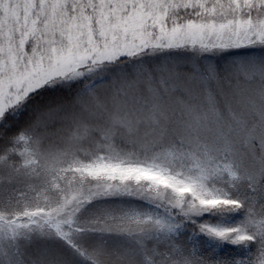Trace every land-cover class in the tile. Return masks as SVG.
<instances>
[{
    "label": "snow or ice",
    "instance_id": "6c2138e0",
    "mask_svg": "<svg viewBox=\"0 0 264 264\" xmlns=\"http://www.w3.org/2000/svg\"><path fill=\"white\" fill-rule=\"evenodd\" d=\"M30 7L0 0V30ZM178 10L176 0L54 3L47 31L28 35L30 54L22 44L27 64L13 70L5 63L0 78L59 75L33 89L23 110L5 115L0 140L30 113L40 112L37 127H46L69 109L95 111L110 100L116 122L129 135L146 123L160 150L146 143L143 158L111 150L86 170L96 183L79 195L117 202L93 223L127 241L112 250L101 236L95 255L116 264H264V130L257 135L225 117L250 89L264 110V16L184 21ZM138 94L142 106L130 111L127 100ZM62 212L0 217V264H64L73 244ZM33 238L46 243L27 252Z\"/></svg>",
    "mask_w": 264,
    "mask_h": 264
},
{
    "label": "rangeland",
    "instance_id": "374dc122",
    "mask_svg": "<svg viewBox=\"0 0 264 264\" xmlns=\"http://www.w3.org/2000/svg\"><path fill=\"white\" fill-rule=\"evenodd\" d=\"M205 1L208 0H176V4L178 8H184L185 5H203ZM227 1L226 7L209 12L196 21L215 20L219 22L241 16H251L255 19L258 15V13L242 14L240 9H236L241 0ZM27 2L31 7L23 15L18 16L17 22L9 23L0 30V70L4 69L5 63L8 68L13 70L17 66L27 64L29 55L25 54L22 44L27 41L30 54L32 42L28 40L29 33L47 31L48 22L55 16L53 4H58L59 0H27ZM171 4L172 0H169V5L171 6ZM154 11L157 16H160L159 6ZM260 15L264 16V13ZM169 20L171 23V18ZM18 57L19 59H17ZM52 75L58 76L59 72H46L35 78L27 74L9 78L6 72L5 76L0 78V116L6 110L20 103L40 84L50 82L49 77ZM51 82L55 83L56 81ZM252 87H258V85ZM127 102L129 103L128 109L136 111L134 109L136 106H133L134 100L129 98ZM114 115H116L115 112ZM251 116L252 118L254 116V119ZM225 117L243 120L248 131H255L257 135L264 130V110L261 108L259 98L251 89L245 97L234 102L233 111L225 112ZM114 121L116 122V119ZM148 131H145V134L153 133L151 127ZM140 132L141 138L136 140L134 134L131 141L143 145L135 148L138 149L136 153L132 151L127 154L135 153L138 157L143 158L142 154L140 156L138 154L142 152L146 143L150 146L152 142H156V137H143L145 135L143 128ZM80 134L84 135L82 126L79 128L78 135L67 137L69 139L64 146L52 148L50 145L42 146V137L34 134V131H28L15 137L10 148L11 153L15 156V163H7L6 157H0V217L11 216L13 220H24L26 212H37L42 215L50 208H63L61 218L65 221L71 219L70 223L64 224V230L70 233L73 244L72 248L63 252L64 264H116V261L108 254L95 255L99 249L97 241L101 236L107 240L108 246L112 250L124 246L127 241L123 236L114 232L111 234L99 232L100 225L93 223L97 217L102 216L106 209L116 207L117 202L104 200L90 202L79 195L82 191L87 192L88 189L94 187L96 180L86 170L91 167L95 159L101 157V155L88 158L80 156L86 152L85 146L82 144L85 138ZM154 182L163 183V178H154ZM179 190L186 191V189ZM126 202L128 204L125 205L132 203L131 201ZM207 203L215 202L207 201ZM36 242L38 241L36 240ZM39 243L42 244V242ZM49 243L52 244L50 241ZM22 248V251H25L24 246ZM29 252L35 253L36 249Z\"/></svg>",
    "mask_w": 264,
    "mask_h": 264
},
{
    "label": "trees",
    "instance_id": "16d2710c",
    "mask_svg": "<svg viewBox=\"0 0 264 264\" xmlns=\"http://www.w3.org/2000/svg\"><path fill=\"white\" fill-rule=\"evenodd\" d=\"M227 4V0H208L205 1L203 5H192L186 6L184 8H179L176 15L178 19L184 21L189 19L197 20L205 16L206 14H209V12H215L219 9L226 7ZM236 9H240L239 11L242 12V14L250 15L253 13H258V15H260L264 13V0H241V2L238 3ZM89 67H91V65H89ZM81 70L87 73L88 68H83ZM105 74H109L107 73V70H105ZM99 87L103 91V89L106 88L107 85H99ZM139 96L140 94L137 95V99L136 101H134L133 104V106H136L134 107V109L136 110L138 109V107L142 106L143 103L139 100ZM28 98L29 94L25 96L24 99L16 106L6 110L0 116V121H3L6 114H17L19 111L23 110L24 104L27 102ZM121 99H123V97H121ZM127 105L129 106L128 102ZM237 108L239 107L237 106ZM95 111L97 112L80 110L73 111L69 109L65 115L57 117L55 121H47L46 127H37L41 123L40 112H37L35 117H32V113H30V119L24 124H22L16 132L0 140V157H6L5 160L7 163H15V156L11 153L10 149L12 147V141L15 139V137H18L19 135L28 131H34V134L38 135L39 137H42V146L50 145V148H52L54 146H64L69 138L78 135L80 126L84 128V135H80L84 136L85 138L82 144L83 146H85L84 149L86 150V152L80 155L83 158H85L86 156L88 158L90 156L96 155H107L108 152L113 149L119 150L120 152L125 154L132 151L136 153L138 149L135 148L139 145H143L140 143L138 144L136 142H132V135H129L128 130H125L124 127H121L118 123L114 121L116 117V115H114V112L116 113V107L113 106L110 100L107 102V107ZM252 119H254V116ZM141 128H143L144 134L145 131L150 130V127L146 123L139 124L138 128L135 130L136 140L141 138ZM0 137H3L2 131H0ZM67 137L69 138L67 139ZM143 137L148 138L155 136L153 135V133H146ZM149 149H154L156 151L160 150L157 142H152L149 146ZM141 151L142 152L138 154L139 156L140 154H142V156L144 155L143 150ZM123 203L128 204L126 201H124ZM24 221H26V218L24 219ZM33 241L34 242L31 248L27 249V252H29L30 250L35 251V249L37 250V248L43 246L46 243L43 241L36 242L35 238H33ZM39 242H42V244ZM47 243L50 245L49 242ZM22 246H24V243H21V250H23Z\"/></svg>",
    "mask_w": 264,
    "mask_h": 264
}]
</instances>
